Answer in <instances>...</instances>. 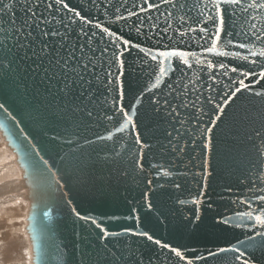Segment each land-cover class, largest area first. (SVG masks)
Segmentation results:
<instances>
[{
  "label": "water",
  "instance_id": "obj_1",
  "mask_svg": "<svg viewBox=\"0 0 264 264\" xmlns=\"http://www.w3.org/2000/svg\"><path fill=\"white\" fill-rule=\"evenodd\" d=\"M2 2L15 8L0 13V138L25 188L30 264H264L256 235L264 226L236 216L264 207L255 199L264 195V36L253 35L264 32V9L248 7L253 0L221 4L224 23L208 52L220 23L214 0H64L75 11L44 0L38 14L61 31L68 25L70 41L85 45L92 95L81 103L48 89L15 49L7 52V21L19 23L23 0ZM101 229L120 235L102 237ZM246 237L255 247L239 245ZM233 246L244 253L239 260Z\"/></svg>",
  "mask_w": 264,
  "mask_h": 264
},
{
  "label": "snow or ice",
  "instance_id": "obj_2",
  "mask_svg": "<svg viewBox=\"0 0 264 264\" xmlns=\"http://www.w3.org/2000/svg\"><path fill=\"white\" fill-rule=\"evenodd\" d=\"M43 2L44 0H35V3H32V0H23L22 6L20 8V11L23 15L21 16L19 23H17L15 16H10L7 23L9 24L10 30L12 31L14 43L12 47L7 48V52L12 53L13 49H15V54L18 56V59L29 62L28 70L32 73L33 77H39L40 83L46 85L48 89H54L70 100L80 101L83 103L84 100H88V98L92 95V81L85 78V73L89 67V63L85 62V45H77L76 42L70 41L69 34L71 32V28H69L68 25H64L67 31H61L59 28L50 26L53 23L52 20L44 17L42 13L38 14L37 9ZM54 2L55 4L62 5L64 9H69L68 4L65 3L64 0H54ZM239 3L240 0H214V7L216 9L217 16L220 18V23L217 26V31L214 34L215 39L212 40V46L206 48L205 51L214 52L216 50V42L219 40V33L224 23L223 13L220 8L221 4L237 5ZM148 7H154V5L149 4ZM248 7L264 9V0H260V2L253 0V3H251ZM14 8L15 2L4 4L2 0H0V13H11ZM51 8H53V4L48 3L47 9ZM69 10L75 11L74 9ZM141 10L143 11L144 9ZM244 10L247 11V9ZM75 15L80 17V20L84 23H91L90 21H86L84 17L80 16L79 12H76ZM130 15H132V13H130ZM207 19L212 21L215 25L216 21L214 17L209 16ZM56 23L63 24V21H56ZM96 27H100V25L97 24ZM252 27H255V25ZM201 31L207 34L208 29L202 28ZM0 32H6L3 27L2 20H0ZM103 32L113 37L114 41H122L124 45H129L131 43L129 40L123 39L121 36H117L116 33L110 32L108 28H103ZM80 34L84 36L87 35V33L84 32L82 28L80 29ZM253 35L255 36V39L260 40L262 36H264V32H261L260 35L253 33ZM90 39L91 38L89 37V40ZM227 43L231 44L232 41L228 40ZM247 46L248 45L244 43L239 44L240 48H246ZM0 47H4V45H0ZM117 47H119L118 44ZM135 47H139V45H135ZM105 51H107V49H105ZM158 55L165 58L173 56L187 57L188 53L180 51H163L159 52ZM221 55H228V53H221ZM232 55H239V53H232ZM252 55H256V53H252ZM259 55L264 57V49L260 50ZM151 59L156 61L157 55H152ZM242 59L246 60L247 57H242ZM120 63L122 64V61ZM184 63H188L186 58L184 59ZM212 66L213 65L209 62L208 67L211 68ZM220 67L223 68L224 65L221 64ZM232 71L235 72L236 69L233 68ZM159 74L161 76L166 74V69L163 67L162 62L161 66L159 67ZM248 74L249 73H245V75ZM260 76L264 77V72H261ZM157 81L159 82V77H157ZM109 83H111V81H109ZM240 84L242 87H248L244 84L243 80L240 81ZM236 91L238 92L240 89L237 88ZM165 103L167 102L165 101ZM2 107L3 105H0V108ZM119 111L127 118V122H131V116H129L128 113L124 111L123 106L119 108ZM87 115L91 117L93 114L91 111H88ZM107 119L111 120L112 117H107ZM127 122L121 127L117 128L116 131H123L124 128L127 127ZM169 135L171 134L169 133ZM111 137L112 133L109 132L106 138L111 139ZM97 139H105V137H97ZM136 139L137 143H139V135H137ZM44 163L47 164V161H44ZM164 175H171V173L164 171ZM261 191H264V189H261ZM255 199L259 200L261 204L264 205V195L256 196ZM243 203H249V206H251L249 201H243ZM73 211H75V209H73ZM256 211L258 214L255 216L253 215V211L238 212L236 213V216L240 217L241 220L244 218H247L248 220H254L256 225L264 226V207H261ZM45 215L47 216L48 213H45ZM76 215L79 216L80 214L77 212ZM81 219L90 218L81 217ZM230 220L231 218H224L219 222L227 225L229 224ZM92 222L94 224L96 223L95 220ZM97 227H100V225L97 224ZM253 227H255V225H253ZM101 232L102 237L120 235V233H109L105 229H101ZM128 232H132V229L125 228L124 233ZM135 234L146 236L149 240L152 239V237L149 236L147 232ZM256 235L264 238V232H258ZM155 242L160 244L159 240ZM238 243L244 248H249L255 247L257 242L253 237H246V240H240ZM260 243H264V241H261ZM164 247H168V245H164ZM231 250L240 253V255L236 257L237 260H239L244 255L243 252H240L239 247L233 246ZM172 251L175 252L178 257L183 258L178 250L172 249ZM220 251H227V249H221ZM209 255L213 254L209 253ZM189 264H191V262H189ZM243 264H252V262H250L248 259H244Z\"/></svg>",
  "mask_w": 264,
  "mask_h": 264
},
{
  "label": "rangeland",
  "instance_id": "obj_3",
  "mask_svg": "<svg viewBox=\"0 0 264 264\" xmlns=\"http://www.w3.org/2000/svg\"><path fill=\"white\" fill-rule=\"evenodd\" d=\"M4 147V142L0 138V156L6 152L5 149L7 148ZM11 159L13 160V156ZM13 165L15 166L14 163ZM3 172L4 169H0V184L4 180L3 175L5 173ZM11 185L12 184H7V189L10 192V196L6 194L3 197H6V200L3 201V203L1 202L2 205H5L9 208L10 214L12 215L0 218V234H3L0 237V264H30V247L24 230L27 201H24L25 199H21L19 201L18 196L15 199H12L15 192L11 188H15V184L12 186ZM16 185L17 189H20L19 183H16ZM18 192L19 196H24L25 194L24 191L21 190Z\"/></svg>",
  "mask_w": 264,
  "mask_h": 264
},
{
  "label": "bare ground",
  "instance_id": "obj_4",
  "mask_svg": "<svg viewBox=\"0 0 264 264\" xmlns=\"http://www.w3.org/2000/svg\"><path fill=\"white\" fill-rule=\"evenodd\" d=\"M5 145V144H4ZM6 147V146H5ZM4 147V148H5ZM7 148V147H6ZM5 153H3L1 156H0V169H4V172L3 173H5L4 175H3V182L0 184V216H7V214H8V211H9V208L7 207V206H5V205H2L1 204V202L3 203V201H5L6 200V197L5 198H3L6 194L8 195V196H10V192H9V190L7 189V184H12V185H14V183H19V188L20 189H18V191L19 190H21V191H24V193H25V188H24V186H23V180H22V178H21V174H20V172H19V170H18V168H17V166H16V164H15V162H14V158H13V160L11 159L12 158V154L10 153V151L8 150V149H5ZM13 161V162H12ZM13 163L15 164V166L13 165ZM17 168V169H16ZM18 170V171H17ZM2 173V174H3ZM1 175V174H0ZM11 185V186H12ZM10 186V187H11ZM12 190H14L15 192H16V190L14 189V188H11ZM10 189V190H11ZM13 192V191H12ZM21 194V193H20ZM17 197V194L15 195L14 194V196L12 197V199H15ZM8 198V197H7ZM10 198V197H9ZM18 198H19V201L21 200V199H25V197L24 196H18ZM8 201H10V200H8ZM8 201H6V202H8ZM24 201H26V200H24ZM5 203V202H4ZM19 205V204H18ZM9 206V205H8ZM13 206H15V205H13ZM18 207V206H17ZM11 208V207H10ZM10 216V215H9ZM9 218V217H8ZM24 221H25V219H24ZM1 235H3V234H0V237H1Z\"/></svg>",
  "mask_w": 264,
  "mask_h": 264
},
{
  "label": "crops",
  "instance_id": "obj_5",
  "mask_svg": "<svg viewBox=\"0 0 264 264\" xmlns=\"http://www.w3.org/2000/svg\"><path fill=\"white\" fill-rule=\"evenodd\" d=\"M14 184H15V188H14V189L16 190V192H15V191H14V192H15V194H17V196H19V195H18L19 192H18V189H17V185H16V183H14ZM9 215H10V216L12 215V214H10V211H8L7 216H9ZM3 217H6V216H0V218H3Z\"/></svg>",
  "mask_w": 264,
  "mask_h": 264
}]
</instances>
